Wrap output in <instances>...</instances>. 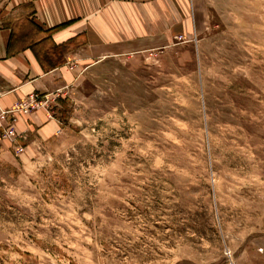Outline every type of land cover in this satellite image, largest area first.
<instances>
[{
    "label": "rangeland",
    "instance_id": "1",
    "mask_svg": "<svg viewBox=\"0 0 264 264\" xmlns=\"http://www.w3.org/2000/svg\"><path fill=\"white\" fill-rule=\"evenodd\" d=\"M200 6L196 35L15 103L0 264H264V0Z\"/></svg>",
    "mask_w": 264,
    "mask_h": 264
},
{
    "label": "crops",
    "instance_id": "2",
    "mask_svg": "<svg viewBox=\"0 0 264 264\" xmlns=\"http://www.w3.org/2000/svg\"><path fill=\"white\" fill-rule=\"evenodd\" d=\"M201 1L0 0V126L33 130L29 120L35 114L14 112L12 122L4 111L70 81L81 62L157 51L196 35ZM41 115L40 126L57 128Z\"/></svg>",
    "mask_w": 264,
    "mask_h": 264
},
{
    "label": "built area",
    "instance_id": "3",
    "mask_svg": "<svg viewBox=\"0 0 264 264\" xmlns=\"http://www.w3.org/2000/svg\"><path fill=\"white\" fill-rule=\"evenodd\" d=\"M39 98H40L39 93H35V94L33 93L31 95V99L29 101L23 99L22 101H20V105L24 106L25 108L24 107L23 108L26 109L27 111H29L30 109H34L33 106L35 103H38ZM15 110L16 109H12L11 111H4V113H11L12 114V122L15 121V116L13 114L15 112ZM10 124H9V127H7V128H5L3 126L4 127L3 133L6 136H8L11 139V141H17V139L19 138V135L14 132V130L12 129ZM0 136H2L1 133H0ZM17 148H18L17 149L18 152H22L24 150V147L22 148V146H17Z\"/></svg>",
    "mask_w": 264,
    "mask_h": 264
}]
</instances>
